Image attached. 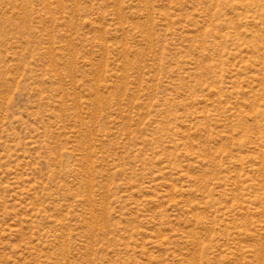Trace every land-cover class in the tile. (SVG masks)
Here are the masks:
<instances>
[{"label": "rangeland", "instance_id": "rangeland-1", "mask_svg": "<svg viewBox=\"0 0 264 264\" xmlns=\"http://www.w3.org/2000/svg\"><path fill=\"white\" fill-rule=\"evenodd\" d=\"M0 264H264V0H0Z\"/></svg>", "mask_w": 264, "mask_h": 264}]
</instances>
